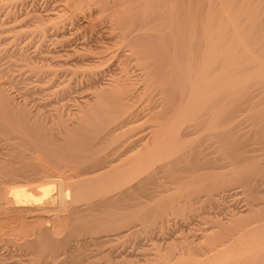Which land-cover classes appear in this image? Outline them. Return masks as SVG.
Segmentation results:
<instances>
[{
  "label": "bare ground",
  "instance_id": "1",
  "mask_svg": "<svg viewBox=\"0 0 264 264\" xmlns=\"http://www.w3.org/2000/svg\"><path fill=\"white\" fill-rule=\"evenodd\" d=\"M63 1L69 10L66 21H60L61 16L51 17L47 9L49 14L37 12L43 15L37 19L44 22L33 28L34 34L39 33L37 37L47 38L51 30L55 36L51 39L66 40L72 36L62 32L65 23L103 24L105 32L102 36L98 27H92L90 32L99 33L100 41L95 39L99 43L92 48L89 44L88 49L84 45L87 42L79 47L70 45L57 56H64L62 61L50 62L56 68L49 64L55 59L49 50L45 49L48 54L42 50L45 56L42 52L41 57L36 55L42 38L34 47L38 59L30 57L35 64L39 60L36 71L42 72L39 76L43 79V65L57 73L70 68L69 76L73 71L78 76L80 70L81 77L71 81L78 90L83 86L90 89L85 93V87L79 90L82 95L71 93L70 87H58L59 92L53 89L56 94H50L48 87L45 97L27 93L16 96L15 91L4 87L5 81H0V264H250L251 258L260 259L264 255V209L260 206L264 204V181L257 183L255 178L264 173L259 169L263 164H252L253 155L244 153L252 138L264 146V0ZM63 9L56 8L55 13ZM77 12L86 13L89 19L82 22ZM95 13L99 15L93 21ZM10 25L1 30L15 31L16 35L23 26ZM70 54L74 55L69 61L75 66L73 70L68 62ZM102 64L107 67L102 69ZM57 65L65 67L58 69ZM29 70H34L31 75L35 72V68ZM57 73L46 76L59 80L54 76ZM64 78L60 81L69 85L71 77ZM50 79L47 82L54 85L55 80L50 83ZM79 79L85 83L81 88ZM35 80L32 84L37 83L36 87L48 84ZM141 119L147 125H140L143 128L136 131L133 124ZM214 144L219 156L206 151ZM227 147L235 150L232 155L229 152L231 158L223 153ZM231 159L238 165L230 172L224 163L230 164ZM217 164L226 167L225 172L219 168L215 184L211 180L212 185L204 187H221L236 180L251 196L263 193L248 199L256 206L248 205L250 211L245 208L249 214L246 211L231 220L224 216L229 220L224 222L232 227L219 215L222 218L218 216L216 222L225 225L218 223L217 227L229 228L215 234V229L204 228L207 236L212 232L205 240L201 232L198 239L190 235L180 242L152 236L146 243L145 237L143 242L135 240L139 228L135 219L143 224L149 215L137 207L147 205L143 207L148 209L151 202L156 205L155 199L146 202L156 195L151 192L160 188L155 186L150 192L159 173H169V178L187 172L193 179L208 180ZM202 170L206 172L199 173ZM159 194L158 199L164 193ZM258 199L261 201L254 202Z\"/></svg>",
  "mask_w": 264,
  "mask_h": 264
},
{
  "label": "rangeland",
  "instance_id": "2",
  "mask_svg": "<svg viewBox=\"0 0 264 264\" xmlns=\"http://www.w3.org/2000/svg\"><path fill=\"white\" fill-rule=\"evenodd\" d=\"M2 1H4V2H6V4L3 2L2 3ZM32 1V0H31ZM33 1H35V0H33ZM30 2V0H27V1H25V0H0V4H2V5H0V72L2 73H0V81L2 82V81H5V82H3L4 84V87L5 88H9V90H12V92H14V94L16 95V96H20L21 95V93H27L28 95H30V96H34V95H32V94H36V95H38V97H42V95L45 97V95H48L49 94V90H50V94H51V92H53V89L56 91V89H57V91L56 92H59L60 91V87H70V89L72 90L71 91V93H73V92H77L78 94H76V95H82V94H84L86 91H90V89H86L87 87H85V86H83L85 83H84V81L82 82V81H80V80H84V79H79V82H81V84L79 85V83H77V85H79L80 86V88L82 87V89H83V91H84V93H82L81 91H79V90H82V89H77L76 87L74 88L73 86H74V81H71V80H75L76 81V79H74L75 77H77V78H80L81 77V75H82V73H81V75L79 74L81 71L79 70V72H77L78 74V76H76V74L74 73V75H73V72H70V73H72V74H70V75H72V76H69V70H70V68H69V70L67 71V69H63L62 71H60L59 72V70H58V73H57V71H56V69L54 70L53 68H49L52 64H50V62H55V61H62L61 59L62 58H64V56H61V57H57L60 53H63L64 52V50H66L67 48H69L70 49V47H72V44H73V46H75V43H76V46L75 47H79V46H82L84 43H86L87 42V45L86 44H84L85 45V47H87L89 44V46H90V48H92L93 47V45L95 44H97V43H99L98 41H100L99 40V36L97 35V34H99L100 33V31L101 32H103V33H100V35H104V27H103V24H101V25H97V26H95V24L92 26L90 23H88V25L87 26H84V24H77V25H75V24H69V23H65V26H64V28L62 29L61 28V30H62V32L63 33H67V34H65V36L67 35H70V36H72V37H69L68 39H64V38H62V37H57V39H51V38H54L53 37V31H51V30H49L47 33H49L50 34V36H49V34H47L46 35V37L47 36H49V37H47V38H43V36L41 37L42 39H44V41H42V45H44V42H45V47L43 46L42 47V45H41V47H40V50H39V52H38V49H39V46H38V49H35L34 47H36L35 45L37 44H41V38H39V37H37L38 36V34H37V32H36V34H34V27L36 26V25H38V24H40L41 22L39 21L40 20V18L41 17H43V15L41 16V15H39L38 13H40V14H44V13H47V14H49L48 12H50L51 13V17H57V18H60V16H61V18H63V20L61 19L60 21H66V19H64V17L65 16H68L67 14H69L68 13V11L69 10H67L68 9V7H66V3H65V1H63V0H36L35 2ZM38 1V2H37ZM23 4H21V3ZM26 2V3H25ZM50 2V3H49ZM54 2V3H53ZM57 2V3H56ZM61 2H64V3H61ZM21 4V5H19V4ZM59 3V4H58ZM25 4V5H24ZM26 4H28V5H26ZM31 4V5H30ZM35 4V5H34ZM4 5V6H3ZM10 5V6H9ZM39 5V6H38ZM64 5V6H63ZM15 6V7H14ZM21 6V7H20ZM29 6V7H28ZM37 6V7H36ZM53 6V7H52ZM61 6V7H60ZM4 7V8H3ZM20 7V8H19ZM24 7V8H23ZM57 8V10H59L60 8H64L63 10H60V11H58V13L56 12L55 13V11H57L56 10V8ZM54 8V9H53ZM21 9V10H20ZM44 9H47L48 10V12H46L47 10H44ZM3 10V11H2ZM31 10V11H30ZM28 11H30V12H32V14L30 13V12H28ZM52 11V12H51ZM67 11V14L65 13ZM78 11H80V10H78ZM25 12H28L29 14H27V13H25ZM38 12V13H37ZM54 12V13H53ZM6 13V14H5ZM19 14V15H18ZM21 14V15H20ZM34 14L36 15V17H35V19H32L33 18V16H34ZM80 14H82V15H80ZM8 17H7V16ZM17 15V16H16ZM45 15V14H44ZM77 15H78V18H80V20L82 21V22H85L86 20H88L89 18L87 17L86 18V16H87V14L86 13H81V12H77ZM76 15V16H77ZM86 15V16H85ZM98 16L99 14H97V13H95V14H93L92 15V18H93V21H95V16ZM14 16H16V17H14ZM31 16H32V18H31ZM73 17H76L75 15H72ZM96 16V17H97ZM37 17H40V18H38L37 19ZM72 17V18H73ZM9 18V19H8ZM14 18H16V19H14ZM23 18V19H22ZM31 18V19H30ZM8 20L7 22L5 21V20ZM10 19H12V20H10ZM86 19V20H85ZM26 22H25V21ZM32 20H34V21H32ZM36 20V21H35ZM79 20V21H80ZM2 21V22H1ZM10 21V22H9ZM28 21V22H27ZM24 23V24H23ZM29 23V24H28ZM42 23H44V22H42ZM45 23H46V21H45ZM3 24V25H2ZM9 24H11L10 26H12V24H17V25H23V26H21L22 27V31L21 30H19V32H16V35H17V33L19 34V33H23L22 35L21 34H19V35H15V31L14 32H11V31H2L1 29H5L6 27H8V25ZM67 24H68V26H67ZM6 25V26H5ZM26 25V26H25ZM64 25V24H63ZM74 25H75V28H74ZM24 27V28H23ZM28 27V28H27ZM29 27H31V28H29ZM66 27V28H65ZM82 27V28H81ZM85 27V28H84ZM92 27H98V28H96V29H98V31H99V33H97V34H95L94 32L95 31H93L92 30V32H90L91 30V28ZM101 28V29H100ZM30 29H32V30H30ZM65 29V30H64ZM75 29V30H74ZM79 29V30H78ZM103 29V30H102ZM24 30H27V31H24ZM28 30H30V31H32V33H30V31H28ZM82 30H84V31H82ZM34 31V32H33ZM29 34H28V33ZM51 32V33H50ZM87 32V33H86ZM8 33V34H7ZM10 33L12 34L13 33V35L11 36L10 35ZM68 33H70V34H68ZM93 33V34H92ZM5 34V35H4ZM26 34V35H25ZM83 34V35H82ZM89 34V35H88ZM33 35L35 36V37H37V38H35V37H33ZM102 35V36H103ZM15 36H16V39H15ZM26 36L28 37V38H26ZM29 36H31V38L29 37ZM39 36H41V35H39ZM78 36H80V37H78ZM98 36V37H97ZM101 36V37H102ZM10 37H11V39H10ZM12 37H14V38H12ZM21 37V38H20ZM85 37V38H84ZM89 37V38H88ZM26 38V39H25ZM30 38V40H28ZM32 38H34V39H32ZM76 38V39H75ZM87 38H88V40H87ZM22 39V40H21ZM41 39V40H40ZM47 39H48V41H47ZM50 39H51V41H50ZM60 39V40H59ZM62 39V40H61ZM73 39V40H72ZM83 39V40H82ZM84 39L86 40L85 42H83L84 41ZM95 39H98V41L97 40H95ZM32 40H34L35 42H33ZM38 40H39V42H38ZM55 40H57L59 43H57V41H55ZM64 40V41H63ZM71 40V41H70ZM76 40V41H75ZM90 40V41H89ZM12 41V42H11ZM20 41V42H19ZM56 42V43H53V42ZM67 41V42H66ZM80 41V42H79ZM2 42V43H1ZM10 42V43H9ZM16 42V43H15ZM33 42V43H32ZM48 42V43H47ZM66 42V43H65ZM91 42V43H90ZM6 43V44H5ZM30 43V44H29ZM78 43V44H77ZM82 43V44H81ZM17 45V46H15V45ZM26 44V45H25ZM29 44V45H28ZM32 44H34V46L32 45ZM67 44H69V45H67ZM71 45V46H70ZM25 46V47H24ZM30 46V47H29ZM70 46V47H69ZM15 47H17V48H15ZM50 47V48H49ZM20 48H25L24 49V51H26V52H29V53H26V52H23V49H22V51L20 50ZM28 48V49H27ZM37 48V47H36ZM2 49V50H1ZM5 49H7L6 50V53L4 52L5 51ZM11 49V50H10ZM12 49H15L16 51H14V50H12ZM34 49L35 50H37V53H36V51H34ZM45 49H47V50H49V52L46 50L45 51ZM87 49H88V47H87ZM9 50V51H8ZM19 50V51H18ZM28 50V51H27ZM42 50H44L45 51V53L46 54H48L49 53V55H51V56H55L54 58L55 59H53V60H51V61H49V64H50V66L49 65H46L47 66V68H49L48 70L50 71V69H52L53 71H56V73H57V75L58 76H56V75H54L55 77H57L59 80H57V79H55L54 77H53V79L55 80V83L54 82H52V81H54L53 79L51 80L50 78H52V77H47V76H49V74L51 73L52 75H53V73L54 74H56L55 72H52V70L50 71V72H48V73H46L48 70H45L44 69V65H43V69H42V71H43V73L45 74L44 75V79H43V75H41V76H39L40 75V73L39 72H41V71H36V69H37V63H38V61H36V64H35V59H31L30 57H32V58H34L33 57V55L36 53V55L37 54H39L38 55V58H39V56L41 57L42 55H41V52H42ZM51 50V51H50ZM3 51V52H2ZM11 51V52H10ZM13 51V52H12ZM22 52L23 54H19L18 52ZM32 51V52H31ZM43 51V52H44ZM20 52V53H21ZM42 52V54H43V56H45V53H43ZM48 52V53H47ZM10 54V57H9V54ZM16 53L17 54H19L20 55V57L22 56L27 62H29V63H27L28 64V66L27 65H24L25 63V60H24V62H23V58L22 59H20L18 56L17 57H15L16 56ZM25 53H26V55H25ZM32 53V54H31ZM34 53V54H33ZM52 53V54H51ZM4 55V56H3ZM7 55V56H6ZM12 55V56H11ZM49 55H46V56H49ZM62 55V54H61ZM26 56H27V58H29V59H27L26 58ZM35 56V55H34ZM36 57V56H35ZM50 57V56H49ZM74 57V55H69L68 56V58H69V60H68V62L71 60V58H73ZM16 58H17V60H16ZM37 58V57H36ZM37 58V59H38ZM57 58V59H56ZM61 58V59H60ZM18 59H20V61H22V63L21 62H19V60ZM31 59V60H30ZM15 60V61H14ZM5 61V62H4ZM31 61H34L33 63H31ZM15 62V63H14ZM52 62V63H53ZM71 62H72V60H71ZM71 62H69L70 64H69V66L71 65V67H73L72 68V70L75 68V66L71 63ZM17 63H19L17 66H16V64ZM40 63V62H39ZM44 63V62H43ZM48 63V62H47ZM104 63H106V62H104ZM7 64H9V65H7ZM14 64V65H13ZM21 64H23V65H21ZM32 64V65H31ZM34 64V65H33ZM55 64V63H54ZM19 65L20 66H22L21 68L19 67ZM39 65V64H38ZM56 65V64H55ZM53 66V67H55L56 68V66ZM103 65V64H102ZM107 65V64H106ZM106 65H103L102 66V69H105L107 66ZM109 65V64H108ZM30 66H32L31 68L32 69H34L35 68V72L31 75V72H33L34 70H29L28 71V69H31L30 68ZM51 66V67H52ZM59 66V67H58ZM68 66V67H69ZM9 67V68H8ZM16 67H19V68H16ZM25 67H27V68H25ZM34 67V68H33ZM40 67V69L42 68L41 67V65L40 66H38V68ZM57 67H58V69H60V67H62V68H64L65 66L63 65H57ZM99 69H100V66L98 67ZM18 69V70H17ZM25 70H27V71H25ZM4 71H6V72H4ZM8 71V72H7ZM22 71V72H21ZM24 71V72H23ZM46 71V72H45ZM78 71V70H77ZM21 72V73H20ZM26 72V73H25ZM12 75H11V74ZM25 73V74H24ZM42 73V72H41ZM63 75V74H66V75H64L66 78H72V77H74V78H70V79H68L69 81H70V84H71V86H72V88H71V86H70V84H69V81H68V84L69 85H67L66 83L64 84V83H62V82H64V81H66L65 80V78H64V76H61L62 78H64L63 80L64 81H60V80H62V78H60V76L59 75H61V74ZM85 73V72H84ZM83 73V75H85ZM31 75V76H29V75ZM48 74V75H47ZM51 74H50V76H51ZM18 75V76H17ZM21 75H23V76H21ZM26 75H28V76H26ZM47 75V76H46ZM35 76H37V77H35ZM40 78H39V77ZM21 77H23L22 79H21ZM27 77V78H26ZM32 77V78H31ZM42 77V78H41ZM84 77V76H83ZM35 78H37L38 80L37 81H44L46 78V80L44 81V82H47V80H49L50 79V83H54V85L53 84H49V82H47L46 84L47 85H42V86H44V87H42V86H40V84H38L39 86L38 87H36L37 86V83L36 84H32L33 82H34V80H35ZM49 78V79H48ZM29 79H30V81H29ZM8 80V81H7ZM56 80L57 81H59V82H61L62 84H60L59 82H57L56 83ZM78 80V79H77ZM36 81V80H35ZM36 81V82H37ZM42 81V82H43ZM7 82V83H6ZM21 82V83H20ZM24 82V83H23ZM26 82V83H25ZM31 82V85L30 84H28V83H30ZM44 82H43V84H44ZM67 82V81H66ZM39 83H41V82H39ZM75 83V84H76ZM22 85V86H20V85ZM33 85V86H32ZM34 85H36V86H34ZM53 85V86H52ZM65 85V86H64ZM77 85H75V86H77ZM11 86H12V88H11ZM16 86H18L17 88H16ZM79 86H78V88H79ZM48 87H51V89H49ZM59 87V88H58ZM21 88H24V89H21ZM28 89V90H26V89ZM33 89V91H31L32 89ZM49 90H48V89ZM61 88V89H62ZM41 89V90H40ZM44 89H47L48 90V92H46L47 90H44ZM75 89V90H74ZM39 90V91H38ZM59 90V91H58ZM86 90V91H85ZM18 91H20V92H17ZM26 91H28V92H26ZM34 91H36L35 93H34ZM40 91H43V93L42 92H40ZM46 92V94H45V92ZM30 92V93H29ZM33 92V93H32ZM56 92H53V94L55 93L56 94ZM81 92V93H80ZM38 93H40V94H38ZM48 93V94H47ZM58 95V94H57ZM72 95H74V94H72ZM51 96V95H50ZM54 96V95H53ZM36 97V96H35ZM250 121V120H249ZM248 121V122H249ZM142 122H144V120H139V123L138 122H135L133 125H135V130L137 131V130H140V129H142L143 127H145L146 125H147V123L146 122H144V123H142ZM250 123V122H249ZM140 125H142V126H140ZM145 125V126H144ZM250 125V124H249ZM248 127H250V126H248ZM247 129V128H246ZM254 141H256V139L255 138H252V140H250L249 142L250 143H252V144H250L249 146L247 145L246 146V148H249V149H247L248 150V152H247V150L245 151V153H244V155L246 154V153H249V154H251V156L253 157V158H250V159H253L254 160V162L255 161H257V162H253L252 160H248L249 162L250 161H252L253 163L252 164H258L259 163V166H260V163L261 164H263V166H264V150H262V149H259V148H264V146H262L260 143H256L255 144V142ZM254 143V144H253ZM258 144V145H257ZM258 146V147H253V146ZM251 147H253V150H251ZM230 148L229 147H227V150H229ZM257 149V150H256ZM227 150H224V151H226V152H224L223 151V153H224V155H226V156H228V157H232L231 155V153L232 152H235V150H233V148H231L229 151H227ZM206 151H213V153L211 154L212 156L214 155H217V156H219V154H220V152L218 151V150H216V145L214 144V145H212V146H210V147H208L207 149H206ZM252 151V152H251ZM229 152H230V154L231 155H229ZM262 153V154H261ZM249 156V155H248ZM250 157V156H249ZM226 160V159H225ZM228 160V159H227ZM230 160V159H229ZM222 161V160H221ZM232 161V162H231ZM231 163L229 164L228 162V164L227 163H224V162H226V161H224V162H222V163H224V166L225 165H228L227 166V170H231L232 171V168H234V167H236V165H238V164H236V162H234L233 161V159H231ZM261 161V162H260ZM217 163H219V165H221L220 164V161H218ZM239 163H241V162H239ZM229 165H231V166H229ZM235 165V166H234ZM263 166H261V168H259V169H261V171H263L264 172V168H263ZM214 167H215V169H214ZM214 167H211V170L212 169H214L215 170V172H214V174H212V172L210 171V174H212V176L208 179V180H203V179H200V178H198V177H196L197 178V180L196 179H193V176H190L189 175V173H185V172H183V173H185L186 175L185 176H182V177H178V175L179 176H181V175H184L183 173L180 175V173L178 174V175H176V174H170L171 176L169 177V178H167L168 177V175H169V173L168 174H165V173H159V174H161V175H157L158 176V179H156L155 180V183L154 184H152V186L153 187H151L152 188V190L150 189V192L151 191H153L154 189V187L156 186V188L157 187H160L159 189H155V192H151V194L152 193H154V194H156L157 196H160V194H159V192L160 193H164V194H161V197H159L160 199H158V198H156V195L154 196V195H152V197H151V200L150 201H148V202H146V204H149L151 201H153V199H155V200H157V202L155 203L156 205H152V202H151V204H149L148 205V209H144V207L143 206H147V205H141V206H139V207H137V208H140L139 210H147V211H145V212H143V211H141V212H143V213H145L146 215L147 214H149V215H147V216H145V222L147 223H144L143 222V224L141 223V221L140 220H138V219H135V224H136V226H138L139 228H137V230H136V233L134 234V237H136L135 238V240L136 241H140L141 239L143 240L144 239V237L146 238L145 239V241H144V243H146V241H148L147 239L149 238L148 236H152L151 238H155V239H157V240H163V239H169V240H172V241H178V242H180V241H183V240H185L184 238H187L188 236H190V235H192V236H190V237H197V236H199V237H197V239L198 238H200V235H199V232H201L202 234H203V236L201 235V238H202V240H205L208 236H209V234L211 233L212 234V232H207V234H208V236L206 235V231H207V229H215V230H213L214 232H213V234H215V233H219L220 231H223L222 229L224 228V227H226V226H224V227H222V229H219L217 226V224L219 223L220 224V222H216V221H219L218 220V216L219 215H222L223 216V222L224 221H226V222H229V220H226V219H233L234 218V216L235 217H242V216H244L247 212H248V214H249V211H250V208H247L248 207V205L250 206V207H253V208H255L256 206H254V204H253V202L252 201H249L248 199H251V197L252 198H254V197H256V196H258V198L263 194H261L260 195V193L258 192V193H255V196L254 195H249V194H247L248 193V191H245L246 189H245V185L241 182V181H234V180H232L231 181V183H229V185H227V184H225V185H223V186H221V187H216L214 184H215V176H217L218 174H219V170L221 169V170H224V169H226V167L224 168L223 166V168L224 169H222L221 167H218V164L216 165V166H214ZM220 168V169H219ZM258 169V170H259ZM263 169V170H262ZM210 170V169H209ZM221 170H220V172H221ZM226 170V171H227ZM208 171V170H207ZM230 171V172H231ZM260 171V170H259ZM204 172H206V171H199V173H204ZM223 172V171H222ZM224 172H225V170H224ZM259 173H261V172H259ZM259 173H257V174H259ZM174 175V177H172ZM187 175H189L190 177H187ZM200 175V174H199ZM161 178H160V177ZM163 176V177H162ZM164 176H166V178L164 177ZM176 177V178H175ZM257 178H255V182H257V183H260V181L262 180V181H264V173H261V174H259V175H257L256 176ZM164 178V179H163ZM173 178V179H172ZM182 178L184 179V180H182ZM204 178V177H203ZM160 179H162L163 181H161ZM167 179V180H166ZM181 179V182L179 181ZM189 179V180H188ZM187 180V181H186ZM211 180L213 181V185L214 186H210V187H207V188H205L204 187V185H206V184H210V185H212L211 183ZM157 181H159V182H157ZM166 181H168V182H166ZM172 181V182H171ZM174 181V182H173ZM182 181H183V183H182ZM189 181V182H188ZM203 183H201V182ZM262 181H261V183H262ZM169 182L171 183V184H169ZM159 183V184H158ZM174 183V184H173ZM179 183V184H178ZM161 184V185H160ZM164 184V186L165 185H169V186H165V188L166 189H168V190H166L165 188H162V187H164V186H162ZM185 184H187V185H185ZM172 185V186H171ZM175 185V186H174ZM185 186V187H183V186ZM259 185V184H258ZM262 185H264V182H263V184ZM179 188H178V187ZM207 186V185H206ZM238 186V187H237ZM173 187V188H172ZM204 189H203V188ZM215 187V188H214ZM260 187V186H259ZM162 188V189H161ZM211 188H212V190H211ZM214 188V189H213ZM234 188V189H233ZM239 188V189H238ZM209 189V190H208ZM231 189V190H230ZM159 190H161V191H159ZM163 190V191H162ZM164 190H165V192H164ZM173 191V192H170V191ZM204 190V191H203ZM211 190V191H210ZM226 190V191H225ZM229 190H230V192H229ZM158 191V193H156ZM184 191V192H183ZM168 192H170V193H168ZM207 192H209V193H207ZM214 195V197L212 196V198H211V196L210 195ZM245 194H247V195H245ZM259 194V195H258ZM216 195V196H215ZM218 195V196H217ZM250 196V197H249ZM167 197V198H166ZM197 198H199V199H197ZM211 198V199H210ZM164 199H166V200H164ZM170 199H172L173 200V202H172V200H170ZM175 199H177V200H175ZM201 199V200H200ZM256 199V198H255ZM162 200V201H161ZM195 200V201H194ZM249 201V204H247L248 203V201ZM255 201H257L256 203H258V201L260 202L261 200H254V202ZM166 202H168V203H165ZM170 202H172V203H170ZM201 202V203H200ZM157 203H158V205L160 204V203H164V205H162V204H160L161 206H159V207H157ZM211 203V204H210ZM246 203V204H245ZM154 204V203H153ZM187 204V205H186ZM189 204V205H188ZM213 204V205H212ZM252 204H253V206H252ZM151 206V207H150ZM164 206H167V208L165 209V208H163ZM245 206V207H244ZM260 206H263V209H264V204L263 205H260ZM152 207H154V208H152ZM189 207V208H188ZM143 208V209H142ZM161 209V212H163V213H161V212H159V211H157V209L158 210H160ZM196 208V209H195ZM242 208H244V209H242ZM245 208H247L249 211H247V209H245ZM262 208V207H261ZM164 211H163V210ZM218 209H219V211H218ZM219 213L218 215H216V213L217 212ZM236 211H238V213H239V211H241L240 213L241 214H237V212ZM247 211V212H246ZM150 212V213H149ZM181 212H183V213H181ZM227 212V213H226ZM229 212H230V215H229ZM231 212H234V213H236V214H233L232 216H231ZM246 212V213H245ZM155 213V214H154ZM158 213H159V215H158ZM245 213V214H244ZM151 214H153V216L151 217L150 215ZM157 214V215H156ZM162 214V215H161ZM171 215V216H170ZM214 215H216V216H214ZM242 215V216H241ZM251 215V214H250ZM250 215H247L248 217L250 216ZM254 215V214H253ZM165 216V217H164ZM166 216H168L167 218H166ZM181 216V217H180ZM199 216H202V217H199ZM224 216L226 217V219L224 218ZM150 217V218H149ZM154 217V218H153ZM165 218V220L164 219H162V218ZM228 217V218H227ZM246 217V216H245ZM170 218V219H169ZM215 218H216V220H215ZM219 218H220V216H219ZM222 218V217H221ZM221 218H220V220H221ZM168 219V220H167ZM211 219H213V220H211ZM150 220V221H149ZM171 222H170V221ZM209 220H211V221H209ZM143 221V220H142ZM156 221V222H155ZM163 221H165V222H163ZM186 221V222H185ZM233 221V220H232ZM231 221V222H232ZM140 222V223H139ZM153 222H155L154 224H153ZM183 222V223H182ZM226 222H224V223H226ZM207 223V224H206ZM223 223V224H224ZM153 224V226H151ZM161 224H163V225H161ZM169 224V225H168ZM213 224H215V225H213ZM222 223L220 224V225H223ZM146 225V226H145ZM156 225V226H155ZM177 225V226H176ZM212 225V226H211ZM225 225V224H224ZM226 225H230V227H232L233 226V224H230V223H226ZM145 226V227H144ZM187 226V227H186ZM201 226V227H200ZM215 226V227H214ZM148 227L149 228H151V229H148ZM157 227V228H156ZM194 227V228H193ZM196 227V228H195ZM209 227V228H208ZM210 227H214V228H210ZM161 228V229H160ZM193 230H192V229ZM206 229V231L205 230H202V229ZM229 227H226V229H228ZM160 229V230H159ZM225 229V228H224ZM150 230V231H149ZM153 230H154V232H153ZM167 230V231H166ZM181 230V231H180ZM190 230V231H189ZM196 230V231H195ZM208 230V231H209ZM142 231H144V232H142ZM147 231V232H146ZM173 231V232H172ZM217 231H219V232H217ZM224 231H226V230H224ZM223 231V232H224ZM176 232V233H175ZM187 232V233H186ZM195 232V233H194ZM148 233V234H147ZM165 233V234H164ZM181 233V234H180ZM191 233V234H190ZM195 234V236H193V234ZM200 233V234H201ZM139 234V235H138ZM145 234V235H144ZM160 234V235H159ZM161 234H163L164 236H162ZM198 234V235H197ZM204 234H205V236H204ZM222 233H220V235H221ZM141 235H143V236H141ZM166 235H167V237H166ZM172 235V236H171ZM181 235V236H180ZM141 236V237H140ZM154 236V237H153ZM207 236V237H206ZM172 239H171V238ZM179 237V238H178ZM138 238H140V239H138ZM161 238V239H160ZM173 238H174V240H173ZM209 238V237H208ZM150 239V238H149ZM181 239H183V240H181ZM188 239H189V237H188ZM190 239H192V238H190ZM141 240V241H142ZM201 240V239H200ZM140 241V242H141ZM142 241V242H143ZM143 243V244H144ZM143 251V250H142ZM141 250H137V253H139V252H142ZM260 256H262V255H260ZM262 257H264V255L262 256ZM262 257L259 259V257L257 256V257H255V258H251V262H248V263H250V264H263V262L261 261V260H264V259H262ZM244 258H247V257H244ZM249 259V258H248ZM258 260V261H257ZM245 261H247V260H245ZM258 262V263H257Z\"/></svg>",
  "mask_w": 264,
  "mask_h": 264
}]
</instances>
